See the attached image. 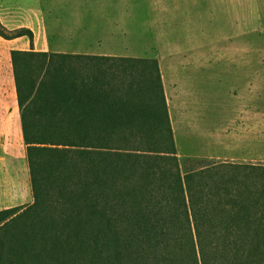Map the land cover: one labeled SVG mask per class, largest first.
I'll list each match as a JSON object with an SVG mask.
<instances>
[{
  "label": "rangeland",
  "instance_id": "rangeland-1",
  "mask_svg": "<svg viewBox=\"0 0 264 264\" xmlns=\"http://www.w3.org/2000/svg\"><path fill=\"white\" fill-rule=\"evenodd\" d=\"M0 22L34 34L0 37V212L14 209L0 224V264H264L251 234L236 225L228 235L227 213L201 236L172 220L150 233L129 219L79 233L54 197L34 205L11 59L31 49L131 59L113 72L159 107L158 81L142 63L155 60L180 173L207 192L227 178L218 164L264 165V0H0ZM240 177L236 202L255 228L264 223V177Z\"/></svg>",
  "mask_w": 264,
  "mask_h": 264
},
{
  "label": "trees",
  "instance_id": "trees-1",
  "mask_svg": "<svg viewBox=\"0 0 264 264\" xmlns=\"http://www.w3.org/2000/svg\"><path fill=\"white\" fill-rule=\"evenodd\" d=\"M0 37L34 40L32 30L10 32L1 22ZM11 59L34 205L44 209L46 199L54 197L55 205L67 209L64 221L73 223L68 231L79 233L88 225L109 232L121 219L150 233L172 220L178 221L174 226L193 223L201 236L200 229L216 228V217L227 213L228 235L239 226L251 234L255 257L261 256L264 223L253 228L250 219L243 220L245 205L238 208L235 191L243 185L241 171L264 177V165L218 164L227 178L207 192L194 184L196 175L182 176L155 60L140 62L156 76L159 107L147 105L113 72L116 65L135 62L131 59L34 49L12 51ZM13 212H0V224Z\"/></svg>",
  "mask_w": 264,
  "mask_h": 264
},
{
  "label": "crops",
  "instance_id": "crops-1",
  "mask_svg": "<svg viewBox=\"0 0 264 264\" xmlns=\"http://www.w3.org/2000/svg\"><path fill=\"white\" fill-rule=\"evenodd\" d=\"M10 209V208H9Z\"/></svg>",
  "mask_w": 264,
  "mask_h": 264
}]
</instances>
